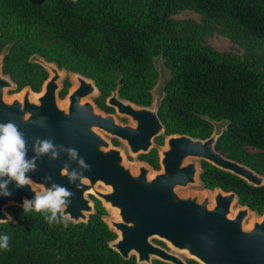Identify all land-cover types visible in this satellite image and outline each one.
I'll list each match as a JSON object with an SVG mask.
<instances>
[{"label": "trees", "instance_id": "16d2710c", "mask_svg": "<svg viewBox=\"0 0 264 264\" xmlns=\"http://www.w3.org/2000/svg\"><path fill=\"white\" fill-rule=\"evenodd\" d=\"M181 9L200 14L204 27L238 28L264 46V0H0L1 72L14 83L12 93L26 87L37 93L48 78L33 60L41 58L93 81L96 104L112 112L104 102L115 91L136 106L152 105L159 78L154 60L160 57L169 74L156 111L164 133L154 143L163 145L170 135L206 140L213 123H222L226 127L215 149L262 173V160L245 148L264 155V72L213 50L202 32L192 40L179 37L190 24L172 22L170 16ZM68 88L65 81L58 97L64 98ZM138 159L159 169L155 148ZM200 167L203 189L233 192L240 206L262 215L264 186L249 185L205 161ZM93 201L87 222L67 227L49 225L42 213L8 207L12 221L0 223V235L10 237V250L0 249V264H138L134 256L125 260L109 247L117 236L103 220L105 208Z\"/></svg>", "mask_w": 264, "mask_h": 264}, {"label": "water", "instance_id": "95a60500", "mask_svg": "<svg viewBox=\"0 0 264 264\" xmlns=\"http://www.w3.org/2000/svg\"><path fill=\"white\" fill-rule=\"evenodd\" d=\"M33 60L39 63L35 58ZM45 64L51 76L43 83L41 90L44 92L35 98L37 102H30L29 97L30 94L39 95L41 90L35 93L26 87L21 102L12 98L7 103L3 101L4 88L14 86L15 89V85L7 76L2 77L0 56V122L12 121L18 125L26 141L29 159L36 156L33 145L37 140L50 139L57 146L58 158L52 159L51 153L39 156L36 171L27 175L36 184L51 187L56 183L74 193L67 209L72 215V223H86L89 215L94 213V205L84 197L86 191L93 189L97 200L118 211L120 220H111L107 226L120 236L109 247L125 260L134 256L138 264H151L152 259L167 264H187L172 252L151 243V237L156 236L173 248L187 252L198 264H264V217L261 220L255 217L252 227L244 230L242 223L252 211L238 204L235 193L207 190V196L201 201L197 197L180 198L175 193L177 187L193 183L195 175L198 173L199 178L201 173L193 162L183 165L188 159L205 161L254 187L264 186L263 177L217 152L215 144L222 132L216 137L215 123L214 132L206 140L186 135L167 136V149L160 153L162 171H154V176L149 177V168L141 164L138 175L133 176L121 165L120 151L108 148V143L93 128L125 141L132 154H147L152 149V140L164 133L157 113L119 99L115 91L108 104L117 108L118 113L131 117L136 126L117 124L113 116L95 113L90 103L81 104V99L95 91L98 93V90L93 81L75 73L79 84L65 96L69 101L67 111L59 110L60 73L54 64ZM102 147L108 148L107 151ZM60 148L77 149L91 166L90 170L83 172V179L76 182L80 184L79 188L61 175L66 163L70 170L78 165ZM45 176H50L51 180L46 181ZM97 182L110 186L111 191H96ZM8 188L12 195L0 196V219L11 222L7 208H23V200L32 199L35 194L29 186L16 188L14 182ZM211 200L213 206L209 208ZM232 204L238 205V209L235 216L229 218Z\"/></svg>", "mask_w": 264, "mask_h": 264}, {"label": "rangeland", "instance_id": "374dc122", "mask_svg": "<svg viewBox=\"0 0 264 264\" xmlns=\"http://www.w3.org/2000/svg\"><path fill=\"white\" fill-rule=\"evenodd\" d=\"M170 20L172 22H188L190 24V28L184 29L180 31L178 34L179 37L184 38L185 40H192L194 38L195 32H202L203 34V41L204 43L212 48L213 50L219 52V53H225V54H231L239 57L242 60L247 61L248 63L252 64L253 66L256 65V67L264 72V46H262L259 43L254 42L253 40L250 39V37L243 32L242 30L238 28H232L229 26H223L222 24L215 23L212 26H207L204 27L202 25V16L198 14L197 12L189 9H181L175 13H173L170 16ZM200 29H204V31H200ZM36 61L44 65V67L47 68V65L45 64L44 60L41 58H35ZM155 66L159 72V78L157 80V83L152 91L153 94V102L150 107H148L149 110L156 112L158 105L160 103V100L162 99V96L164 94L163 87L164 84L167 80L169 71L164 67V61L162 58L158 57L155 58L154 60ZM55 65V64H54ZM59 70V69H58ZM48 72V78L51 76L50 72L47 68ZM59 75H60V80L58 82L59 88L57 90V95L59 94L60 90L63 87V83L65 81H68L69 83V88L68 92L74 87V73H71L66 70H59ZM3 78H6V76L2 75ZM14 89V86L11 87H6L4 88L3 92V101L4 102H10L11 101V95H14L16 93H12ZM98 93L95 91L92 94H89L85 98L81 99V104L88 102L94 107V112L95 113H103L100 109L97 108V106L94 103V99L97 98ZM119 98V97H118ZM120 99V98H119ZM122 100V99H121ZM69 103V101H68ZM58 108L63 109L65 112L67 109H65V106L63 104H58ZM113 118L117 124H120L122 126H130V127H135L136 122L133 121L131 118L114 112ZM27 116V115H26ZM225 125L221 123H215V135L218 137V135L222 132V130L225 129ZM93 131L98 134L105 142L108 143L109 147L108 148H116L120 151L121 155V165L125 168L128 169L129 172L133 175L136 176L139 173V167L141 164H145L149 168V177H153L154 173L153 170L148 164L140 161L138 159L137 154H132L129 150V147L127 146L126 142L123 140H119L115 138L114 136H111L110 134L98 129V128H93ZM166 138L163 140V145H157L154 143L152 140L151 148H155L158 154L159 162H160V153L162 150L167 149L166 147ZM117 140L119 145L114 146L113 140ZM108 148H101L103 151H107ZM245 151L256 157L258 160H262L261 166L263 168L262 173H257L259 176L264 178V155H262L260 152L257 150L251 149V148H245ZM223 157L234 161L230 158L229 154L223 151H218ZM258 157V158H257ZM190 162H193L197 167H198V172L201 171L199 163L200 161L198 160H193V159H188L186 160L183 165L188 164ZM236 162V161H235ZM238 163V162H237ZM243 165V164H242ZM245 166V165H244ZM247 167V166H246ZM249 168V167H248ZM159 170L162 171V168L159 163ZM87 183V182H86ZM95 190L101 193H109L111 191L110 186L104 185L102 182H97L95 184ZM202 187V184L198 178V173L194 177V182L187 184L185 187H177L175 189V193L178 197L183 198V197H197L199 201L203 200L205 196H207V193L204 192ZM84 197L89 200V202L94 205L93 199L97 200L94 193L86 191L84 194ZM99 201V200H98ZM101 205L105 208L107 215L103 217V220L106 222V224H109V221H119L120 218L118 216V211L114 208H110L109 204L103 205L101 201H99ZM213 206L212 200L209 201V208ZM238 209V205L232 204L230 207V213L228 215L229 218H233L236 214V211ZM88 216V215H87ZM259 217L260 215L256 214L255 212L252 211V213L249 215V217L243 221L242 223V228L244 230H249L252 227V219L255 217ZM117 236V235H116ZM162 242L164 244V247L166 250L169 252H172L173 254L177 255L180 257L182 260L187 262L188 260H194L191 256L188 255L187 252H181L172 246L170 244L164 242L163 240H160L158 237H151L150 242L153 243L154 245H158L156 242ZM153 260V259H152Z\"/></svg>", "mask_w": 264, "mask_h": 264}, {"label": "clouds", "instance_id": "9594fccd", "mask_svg": "<svg viewBox=\"0 0 264 264\" xmlns=\"http://www.w3.org/2000/svg\"><path fill=\"white\" fill-rule=\"evenodd\" d=\"M27 147L23 133L19 131L18 125L12 121L0 122V196L10 197L12 195L8 185L13 183L16 188L29 186L34 192L32 199L23 200V211L42 213L49 225L62 224L67 227L72 221L71 213L67 212L74 193L67 187L52 183L46 187L43 183L36 184L29 172L36 171V159L41 155L51 153V158L59 156L57 146L50 139L37 140L33 145L36 156L27 158ZM60 151L67 152L70 160L76 161L78 167L71 168L66 163L61 170V175L66 176L69 183L80 187L77 181L83 179V172L91 169V166L80 156L75 148H60ZM7 177V179H5ZM44 179L51 180L50 176ZM7 219H0V223H6ZM10 237L7 234L0 235V249L10 250Z\"/></svg>", "mask_w": 264, "mask_h": 264}, {"label": "bare ground", "instance_id": "6f19581e", "mask_svg": "<svg viewBox=\"0 0 264 264\" xmlns=\"http://www.w3.org/2000/svg\"><path fill=\"white\" fill-rule=\"evenodd\" d=\"M51 75V74H50ZM74 79V87L70 90V91H72V90H74L76 87H77V85L79 84V83H77V81H76V78L74 77L73 78ZM24 91H25V89H23L20 93H17V94H14V95H11V98H16V99H18L20 102L22 101V98H23V96H24ZM44 92V89H42V91H41V93L39 94V95H35V94H30V97H29V101L30 102H37V100L35 99V98H38L42 93ZM65 99H66V103L65 104H63L64 106H65V109H68V106H69V103H68V98L67 97H65ZM60 105V100L59 99H57V105ZM153 173H154V171H153ZM88 192H94V190L93 189H90ZM204 192H206V193H208V191L207 190H204ZM264 217V213H263V215L260 217V218H258L257 217V219H262ZM120 235H119V233L117 232V238L119 237Z\"/></svg>", "mask_w": 264, "mask_h": 264}, {"label": "flooded vegetation", "instance_id": "af4514ba", "mask_svg": "<svg viewBox=\"0 0 264 264\" xmlns=\"http://www.w3.org/2000/svg\"><path fill=\"white\" fill-rule=\"evenodd\" d=\"M58 69V68H57ZM47 80V79H46ZM45 80V81H46ZM23 90V89H22ZM21 90V91H22ZM41 90V89H40ZM21 91H19V92H17V93H20ZM42 91V90H41ZM40 92V91H39ZM39 92H37V93H39ZM16 93V94H17ZM66 96V95H65ZM108 99H109V97L108 98H106L105 99V102H104V104H105V106L106 107H109L110 109H112V112H107V110H103V109H101L97 104H96V102H95V99L93 100L94 101V103H95V105L97 106V108L98 109H100L103 113H101V114H103V115H111V114H113L114 112H116L117 113V108H115V107H113V106H110L109 104H108ZM59 100H60V104H65L66 103V99L65 98H59ZM135 105V104H134ZM139 107V106H138ZM94 108V107H93ZM143 108H148V107H143ZM59 110H63V109H60V108H58ZM64 111V110H63ZM100 113V112H99ZM120 114H122V113H120ZM123 115H125V114H123ZM111 116H113V115H111ZM125 116H127V115H125ZM127 117H129V116H127ZM129 118H131V117H129ZM125 126H127V125H125ZM156 138V137H155ZM115 140V139H114ZM113 140V141H114ZM153 141H154V139H153ZM113 144V143H112ZM150 152V151H149ZM148 152V153H149ZM140 155V154H139ZM138 155V156H139ZM158 155V154H157ZM143 162V161H142ZM145 163V162H144ZM147 164V163H146ZM158 164H159V158H158ZM159 170V169H158ZM158 170H155V171H158Z\"/></svg>", "mask_w": 264, "mask_h": 264}]
</instances>
